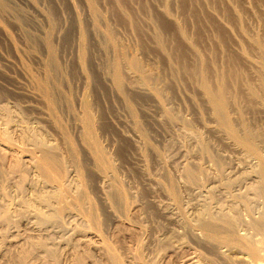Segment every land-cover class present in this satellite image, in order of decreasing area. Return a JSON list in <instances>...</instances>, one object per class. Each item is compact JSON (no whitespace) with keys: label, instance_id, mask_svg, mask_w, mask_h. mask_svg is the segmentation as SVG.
Returning <instances> with one entry per match:
<instances>
[{"label":"rangeland","instance_id":"obj_1","mask_svg":"<svg viewBox=\"0 0 264 264\" xmlns=\"http://www.w3.org/2000/svg\"><path fill=\"white\" fill-rule=\"evenodd\" d=\"M0 6V264H264V111L248 93L261 98L264 0ZM119 54L142 71L119 61L117 93ZM198 59L212 85L232 77L236 138L189 76Z\"/></svg>","mask_w":264,"mask_h":264},{"label":"bare ground","instance_id":"obj_2","mask_svg":"<svg viewBox=\"0 0 264 264\" xmlns=\"http://www.w3.org/2000/svg\"><path fill=\"white\" fill-rule=\"evenodd\" d=\"M0 9L3 12H7V8L5 6L4 7L0 6ZM88 9H89L90 13L92 14V16H95L94 11L90 6H88ZM50 25H51L50 28H54L53 22L50 23ZM50 30H53V29H50ZM50 34H51V32H50ZM49 35L46 38V42H45V46L48 49V63H47V68H46L47 72L57 70L56 57H55V53L53 51L54 49L49 44ZM155 39L157 41H159V36L157 35L155 37ZM158 46H160L159 48H162V44L159 43ZM117 56H119V57L115 62H113L110 77H111V81H112V84L114 86V89L116 90L117 93H120L121 81L119 80L120 78H119V74H118L119 73V61H124L135 72H141L142 71V65L139 64L137 60L123 56V54H119ZM262 56L264 57V54ZM263 62H264V60H263ZM174 72L175 71L173 70V73ZM259 72H261V73L264 72V64H262V63H258L257 73H259ZM225 75L221 74V72L219 75L217 74V76L214 80V85H212L211 78L208 75L207 69L204 66V64L201 62L200 59H198L196 65L189 72V76L191 79L197 78V80L200 82L201 93L203 95L205 103H206L208 109L213 113L216 121H218V123L221 127L223 126L227 129L229 136L231 135L232 138H236L235 129L233 128V126H231V123L229 120V115H228L229 109L231 108V106H234L236 102H235V99L230 96L229 89L226 86L227 82L229 80H231L232 77H230V79H228L229 77H226L227 75L226 76ZM50 77L51 76L48 72L47 79H49ZM258 89L261 93V98L257 97V94L254 92V90L252 88H248V93H249V97L252 100L256 99V102H257L259 108L261 107L262 108L261 111L263 112L264 111V75L263 74L260 75ZM44 90H45V94L47 96H49V89L44 88ZM82 108H83V111L86 112L87 109H86L85 104H83ZM81 124H82L81 128H83L82 129L83 133H81L82 134L81 135L82 136L81 141H82L83 147L85 146L87 151L91 154V157L93 158L92 159L93 162L95 163L97 168L101 171L102 175H103V173H108L107 168L105 167V164L102 161L103 160L102 156L96 155L97 149L94 145V142H93V139L91 136V132L89 130L93 124L92 119L86 115V118H82ZM245 143L248 146H251V144H252L251 138H248L245 141ZM250 150L252 152L255 151V149H250ZM43 164L49 165L47 163H43ZM40 169L42 171H46V169L42 165H41ZM108 171L113 175V173L109 169H108ZM263 181H264V174H263ZM115 183H116V180L113 176V190H114L113 192H114L118 202L121 203L122 202L121 193H120L119 189L116 188ZM263 195H264V187H263Z\"/></svg>","mask_w":264,"mask_h":264}]
</instances>
